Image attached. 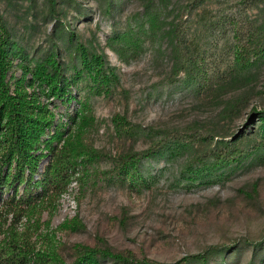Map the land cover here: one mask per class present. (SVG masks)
I'll use <instances>...</instances> for the list:
<instances>
[{"label":"rangeland","instance_id":"374dc122","mask_svg":"<svg viewBox=\"0 0 264 264\" xmlns=\"http://www.w3.org/2000/svg\"><path fill=\"white\" fill-rule=\"evenodd\" d=\"M154 3L159 27L151 32L147 0H0L20 48L8 70L11 83L22 74L20 63L30 66L56 51L72 79L69 98L39 99L56 121L66 122L85 106L93 117L87 138L101 150L90 165L89 187L81 193L73 175L53 211L43 209L29 225L31 240L36 247L61 242L62 264L72 263L68 249L75 242L135 254L101 257L97 264H264V123L258 119L264 110V0ZM174 25L198 54L212 88L184 70L174 74ZM237 28L246 38L257 28L255 51L238 48ZM83 54L102 55L112 78L106 90L96 92ZM233 99L239 108L224 115ZM116 113L126 116L129 131H116ZM128 150L154 153L141 157L134 175L119 173L114 166ZM220 150L226 151L221 160ZM230 150L235 155L229 158ZM43 152L36 178L49 158ZM12 189L2 187L0 199ZM76 215L82 226L57 228ZM28 223L22 218L18 226Z\"/></svg>","mask_w":264,"mask_h":264},{"label":"trees","instance_id":"16d2710c","mask_svg":"<svg viewBox=\"0 0 264 264\" xmlns=\"http://www.w3.org/2000/svg\"><path fill=\"white\" fill-rule=\"evenodd\" d=\"M49 1L54 3V0ZM157 9L154 0H147L145 15L151 32L159 27ZM178 26H172L174 74L184 70L193 75L201 87L212 88L213 81L201 73L200 58L186 45L184 32ZM256 31L257 28H252V37H255ZM236 33L239 49L255 51L256 44L252 37H244L239 28ZM125 34L119 37L124 39ZM17 49L20 50L0 11V189L4 186L13 188L10 194L0 199V264H62L65 260L61 251L63 244L55 240L47 246L36 247V241L31 240V231H28L31 229L29 225H34L40 219L43 209L53 211L56 199L73 175H76L74 177L79 182L81 193L89 187L90 165L99 157L101 150L87 138L93 126V117L85 106L80 105L73 114H68L66 122L56 121L49 103L39 99L40 95L47 99L69 98L67 88L72 79L65 74L57 52L49 51L30 66L20 63L22 74L11 83L7 74ZM92 56L93 59L83 54L81 63L96 79V92L100 93L107 89L112 78L103 70L102 55ZM238 108V100H229L222 113L230 115ZM258 116L264 123V110L259 111ZM112 121L119 133L129 131L124 114H114ZM43 148L49 158L36 178L40 158L44 155ZM152 153L154 150H128L120 154L114 168L119 173L134 175L141 157ZM225 154L226 151L220 150L216 158L221 160ZM229 154V158L233 157L235 151L230 150ZM20 183L23 184L21 190L18 189ZM22 218L31 223L19 228ZM82 225L76 215L63 220L57 228L76 229ZM68 253L73 256L71 264H97L101 257L118 260L135 257L129 249L114 250L83 242L73 243ZM163 264H182V260Z\"/></svg>","mask_w":264,"mask_h":264}]
</instances>
